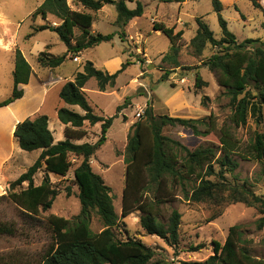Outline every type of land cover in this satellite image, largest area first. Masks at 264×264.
<instances>
[{"label": "rangeland", "instance_id": "1", "mask_svg": "<svg viewBox=\"0 0 264 264\" xmlns=\"http://www.w3.org/2000/svg\"><path fill=\"white\" fill-rule=\"evenodd\" d=\"M43 1L0 0V100L9 96L13 88L12 74L16 49L21 51L32 70L28 84L19 86L24 90L26 98L12 108L0 110V196L8 191L9 183L24 173L40 153L38 150L25 152L19 149L12 136L16 126L13 113L24 104L25 118L46 115L54 142L58 136L63 140L64 135L57 120L56 110L66 107L79 114H83V111L78 106L70 107L61 102L59 90L62 84L73 80L76 72L82 71L86 61L92 62L96 69L110 74L119 71L122 65L126 64L116 78L115 85L107 87L104 92L98 90L94 79H90L84 87L95 114L105 118L115 117L106 133L104 144L91 158L90 164L92 170L100 175L111 189L113 206L119 217L118 228L114 230L116 237L120 240L139 239L156 251L153 261L205 264L212 255L211 242L223 243L231 226L244 225V247L249 255L264 261V228L258 229L257 226V220L261 216L258 208L233 201L229 192L221 195L224 198L220 200L221 203H193L183 198L179 187L172 190L173 198L161 204L158 211L159 219L163 222L167 221L172 210H177L181 215L179 242L176 248L169 247L157 236L148 235L140 226L139 211H133L127 217L121 218L128 137L135 123L146 119L147 109L153 117L167 115L181 119H202L207 123L211 117L210 121L215 124V129L212 130L206 125L199 126L198 130L202 135H195L181 126H163L162 135L192 151L206 146L218 147L220 127L230 125L232 107L229 98L219 86L214 73L203 65L218 49L208 44L202 53L198 54L190 45V40L197 30L195 17H202L214 37L221 38L219 17L213 11L211 2L185 0L179 5L165 0H127L130 9L135 8L136 1H139L143 5L144 13L123 27L116 22L117 11L113 4H107L94 12L85 10L77 0H67L72 10L89 12L93 16L91 32L114 33L115 36L110 42H102L76 55L78 62H74L75 57L69 54L60 67L49 69L38 65V54L61 56L66 52V46L56 33L49 30L29 36L34 27L59 24V20L52 15H47L45 19L40 16L32 19V13ZM220 1L223 4L221 17L227 22L228 29L235 35L238 43L246 39L264 40V15L254 9L248 0ZM153 22L173 27L174 32L183 31L177 41L179 67L175 68L171 60H162L163 56L169 53L171 43L160 32L153 30ZM75 35H79L77 29ZM120 35L123 38H120ZM196 73L204 83L200 88L195 86ZM163 78L165 79L162 81ZM118 106H121L119 112L116 110ZM137 114H140V117ZM83 128L87 131V136L81 143H95L100 137V124L90 126L85 122ZM261 132H264V109L261 121L257 122L249 113L245 125L235 129L231 126V133L241 150L250 143L255 133ZM169 156L180 166L181 153L173 151ZM234 158L239 166L233 173H226L225 179L232 186L243 187L264 198V160L244 161L235 155ZM72 162L73 166L66 176L49 174L50 182L59 194L48 211L41 212L35 218H28L10 201H0V224L12 226L15 230L14 235L0 236V264H40L46 250L53 243L47 217L54 215L71 222L76 219L80 212V203L73 170L80 160L72 159ZM43 173L44 170H41L35 175V185L41 182ZM210 179L214 180L213 177ZM1 186L4 189L2 193ZM22 187L25 188L26 184ZM67 188L70 189L69 196ZM152 193H147L149 199H152ZM90 229L94 233L102 230L101 222L94 215L90 218ZM200 244L205 247L191 250V247Z\"/></svg>", "mask_w": 264, "mask_h": 264}, {"label": "trees", "instance_id": "2", "mask_svg": "<svg viewBox=\"0 0 264 264\" xmlns=\"http://www.w3.org/2000/svg\"><path fill=\"white\" fill-rule=\"evenodd\" d=\"M181 5L185 0H165ZM213 11L218 15L221 38L216 39L202 17H195L197 30L190 45L201 54L206 45L216 47L218 51L210 56L203 65L216 76L220 87L229 98L232 107L229 116V127H220L219 146H206L189 150L179 142L162 135L165 125L181 126L191 130L195 135H202L199 126H208L212 130L215 124L206 120L173 118L167 115L153 117L146 110V119L135 123L128 137L126 147L125 187L122 195L121 218L133 211H139L140 226L148 234L157 236L169 247L176 248L179 242V225L181 215L172 210L163 222L159 219V206L173 198L172 190L179 187L186 201L193 203L220 202L223 193L229 192L235 202H242L258 208L261 216L257 220L258 229L264 228V198L256 196L248 189L232 186L226 179V173H233L241 160H264V132L255 133L253 139L241 150L239 143L231 133L245 125L250 113L257 122L262 119L264 109V40L246 39L238 43L235 35L228 29L227 22L221 17L223 4L220 0H208ZM251 6L264 15L262 0H248ZM88 11H99L107 4H113L117 11V23L126 26L129 21L144 13L143 5L136 1L133 9L128 8L127 0H77ZM52 15L59 24H48L34 27L31 35L49 30L57 34L65 44L66 52L61 56L48 53L38 54L36 61L41 68L55 69L60 67L69 54L76 55L93 48L102 42H110L115 34L91 32L93 16L89 12L72 10L67 0H44L32 13V19L40 16L45 19ZM264 27V21H262ZM152 28L160 32L171 43L169 53L162 60H171L174 67H179L177 41L183 31L174 32L173 27L153 22ZM79 35H75V30ZM122 35L124 33L122 32ZM120 38H123L120 35ZM123 40V39H122ZM126 64L115 73L96 69L92 62L86 61L83 69L76 72L73 80L66 81L59 90V99L67 106H78L83 114L66 107L56 110L57 120L64 125V139L54 142L48 126L46 115L28 117L23 114L24 104L13 113L16 126L13 131L20 150L25 152L40 151L37 159L24 173L9 183L8 191L0 196V201H10L28 218H35L41 212L51 209L58 190L50 182L49 174L64 177L73 166L72 159L80 163L73 170L74 183L78 189L80 212L71 222L62 217L49 215L47 223L53 235V243L46 250L40 264H173L169 261L156 260V251L136 238L120 240L116 237L119 217L113 206L111 189L103 178L91 168V158L104 144L106 133L115 117H103L94 113L85 94L84 87L90 79L96 81L98 90L104 92L107 87L115 85L116 78ZM32 73L29 63L19 49L14 51L13 88L9 96L0 100V109L21 99L24 90L20 85H27ZM167 76V73L165 74ZM165 78L162 79V81ZM203 81L195 74V86L200 88ZM121 106L117 107L119 112ZM19 122V123H18ZM85 122L90 126L100 124V137L95 143L81 141L87 136L83 128ZM181 153L180 166L173 162L170 152ZM217 167V169H216ZM44 170L40 184H34L35 175ZM214 178V180L210 178ZM194 180V181H193ZM195 184H191V183ZM26 184V187L22 186ZM152 191L149 199L147 193ZM67 196L70 189L66 190ZM176 196V194H175ZM96 216L102 224V230L94 233L90 229V218ZM244 225H233L223 243L212 241V255L205 264H264L248 254L244 245ZM12 226L0 224L1 235H14ZM204 244L191 247V250L204 248Z\"/></svg>", "mask_w": 264, "mask_h": 264}, {"label": "crops", "instance_id": "3", "mask_svg": "<svg viewBox=\"0 0 264 264\" xmlns=\"http://www.w3.org/2000/svg\"><path fill=\"white\" fill-rule=\"evenodd\" d=\"M262 2H264V0H262ZM77 58V60L76 61H74V62H78V57H76ZM64 84V83H63ZM62 84V85H63ZM26 97H25V95H23V97L21 98V99H19V100H17V101H15L14 103H12L11 105H9V106H7V107H5V108H1L0 110H2V109H6V108H12L13 106H15L17 103H19V102H22L21 100H24ZM26 117V116H25ZM23 118L20 122H22L23 120H25L26 118ZM19 123V122H18ZM61 124V123H60ZM61 132L63 131V129H64V125H62L61 124ZM61 139V136H58V138H57V140L55 141V142H58V141H61L60 140ZM0 143H1V141H0ZM2 147V146H1ZM3 148V147H2ZM1 149V148H0ZM3 151V150H2ZM0 177H1V171H0ZM1 179V178H0ZM1 181V180H0ZM1 184V183H0ZM40 184V183H39ZM38 185V184H37ZM1 188H2V186H1ZM2 192H4V189L2 188V191H1V193Z\"/></svg>", "mask_w": 264, "mask_h": 264}, {"label": "built area", "instance_id": "4", "mask_svg": "<svg viewBox=\"0 0 264 264\" xmlns=\"http://www.w3.org/2000/svg\"><path fill=\"white\" fill-rule=\"evenodd\" d=\"M76 60H77V58L75 57L73 61H76ZM137 116L140 117V114H137Z\"/></svg>", "mask_w": 264, "mask_h": 264}]
</instances>
